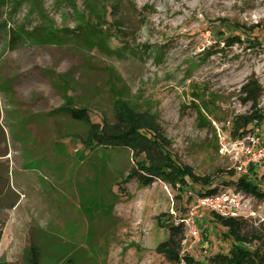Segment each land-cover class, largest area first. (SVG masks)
<instances>
[{
	"label": "rangeland",
	"instance_id": "obj_1",
	"mask_svg": "<svg viewBox=\"0 0 264 264\" xmlns=\"http://www.w3.org/2000/svg\"><path fill=\"white\" fill-rule=\"evenodd\" d=\"M100 1L104 52L9 43L40 23V11L76 29L92 18L90 0H0V264L211 263L234 241L207 208L196 216L199 241L189 237L184 220L200 185L253 198L236 220L264 252V196L236 184L245 176L264 193V157L251 154L264 148V0ZM34 103L56 120L57 142L35 164L14 151L12 126ZM78 108L90 119L74 118ZM162 167L175 178L152 174ZM181 170L196 175L195 190L183 188ZM32 176L39 192L18 189ZM181 223L177 259L159 252Z\"/></svg>",
	"mask_w": 264,
	"mask_h": 264
},
{
	"label": "trees",
	"instance_id": "obj_2",
	"mask_svg": "<svg viewBox=\"0 0 264 264\" xmlns=\"http://www.w3.org/2000/svg\"><path fill=\"white\" fill-rule=\"evenodd\" d=\"M87 15L91 16L92 18H86L84 22L76 27V29H69V28H56L54 25L51 24L50 18L42 11H40V23L32 28L31 30H25L23 27L17 29L16 32L18 34H12L11 39L9 41L10 46L15 48L18 42L25 43H34L39 45H67V44H83L86 46L91 47H98L104 52V42L106 40V33L103 31L101 26L98 25V20L100 17L104 16L106 12V6L101 3L100 0H90L87 3L86 9ZM3 24V23H1ZM2 26V25H1ZM235 37H239L241 40H245L247 37L245 35H237ZM227 39H231L233 37H226ZM249 84L247 85V87ZM199 97V96H198ZM200 98V97H199ZM69 110V109H68ZM70 113L74 118L83 120L90 119L89 113L86 109H70ZM97 124V123H95ZM131 128V127H130ZM140 133L146 136L151 141L154 140L153 138V131L149 130L145 127L139 128ZM115 138V137H114ZM124 142V141H121ZM129 142H124L123 144H128ZM132 146L135 144L130 143ZM140 144V143H139ZM138 144V145H139ZM143 150L147 153L150 152V149L146 147V144H143ZM161 153H166L171 161L174 162L172 155L168 154V151L163 147V145H158L157 147ZM133 149H137L136 146H133ZM175 163V162H174ZM175 168V166H173ZM162 170H158L155 172L153 171V175L162 176L166 178V176H172L175 178L174 171L165 170L162 167ZM176 170V169H174ZM252 170V169H250ZM180 180L183 181V188H191V190H195L194 188L198 185V180L196 179V175L191 173L190 171H180ZM142 180L145 184H149L152 180L151 177L144 178ZM207 186L210 185V182L204 183ZM236 184L244 189L247 192H252L256 195V197L264 196V193L260 190L259 185L255 182L250 181L247 177L240 176L237 180ZM199 191H197V196L208 195L217 193V188H208L201 187ZM221 224L226 227L228 236L233 238V244L229 249V253L222 254L218 253L211 258V263H204L194 259L193 257L188 258L189 264H264V252H261L259 247L252 248L251 247V238L249 239L242 233V223L237 221L235 218H224L219 215H216ZM170 235L168 240L162 242L159 247V252H165L169 257H174L177 259L179 256V248H180V241L181 239L178 238V234L176 230H180V233H184V224L181 223L177 226H171L170 228ZM183 238V236L181 237ZM32 255H36L38 253L36 249H32ZM192 261H190V259Z\"/></svg>",
	"mask_w": 264,
	"mask_h": 264
},
{
	"label": "crops",
	"instance_id": "obj_3",
	"mask_svg": "<svg viewBox=\"0 0 264 264\" xmlns=\"http://www.w3.org/2000/svg\"><path fill=\"white\" fill-rule=\"evenodd\" d=\"M20 110V113L17 114V117L14 118L12 122L15 136L14 151L22 149L27 152L29 161L35 164L41 161V159L45 156L47 149L51 147L54 148L57 144L56 138H54L56 133L53 132V135L51 136V126L55 127L56 120L48 117L49 113L46 111L47 109L43 108L42 104H26ZM15 158L14 166L21 168V156L20 159L19 156ZM33 171H36V169H33ZM35 178V176L26 178L25 182H27V185H25L23 181L19 180L18 189L36 190L39 192L41 187L37 185ZM37 195L38 193H33L32 198ZM28 204L29 203L22 205Z\"/></svg>",
	"mask_w": 264,
	"mask_h": 264
},
{
	"label": "built area",
	"instance_id": "obj_4",
	"mask_svg": "<svg viewBox=\"0 0 264 264\" xmlns=\"http://www.w3.org/2000/svg\"><path fill=\"white\" fill-rule=\"evenodd\" d=\"M255 148V147H254ZM254 158L264 157V148L260 147L257 152H252ZM249 162V161H248ZM248 165L239 166L240 171L246 172ZM192 193V192H191ZM251 197L245 194L235 193L233 190L220 191L214 194L197 196L190 208L188 217L184 220L188 229V235L195 241H199L201 232L196 221L197 212L207 208L212 213L224 218H243L251 209Z\"/></svg>",
	"mask_w": 264,
	"mask_h": 264
},
{
	"label": "bare ground",
	"instance_id": "obj_5",
	"mask_svg": "<svg viewBox=\"0 0 264 264\" xmlns=\"http://www.w3.org/2000/svg\"><path fill=\"white\" fill-rule=\"evenodd\" d=\"M120 206V205H119ZM121 209V208H120ZM126 209V208H125ZM129 209V208H128ZM128 212V211H127ZM122 215V214H121ZM140 220V219H139ZM132 221V220H131ZM140 224V223H139ZM137 226V225H136ZM135 228V227H134ZM136 229V228H135ZM140 229V228H139Z\"/></svg>",
	"mask_w": 264,
	"mask_h": 264
}]
</instances>
